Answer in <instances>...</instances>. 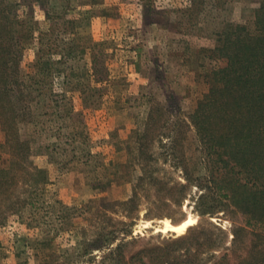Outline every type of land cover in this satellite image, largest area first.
Returning <instances> with one entry per match:
<instances>
[{"label":"rangeland","instance_id":"374dc122","mask_svg":"<svg viewBox=\"0 0 264 264\" xmlns=\"http://www.w3.org/2000/svg\"><path fill=\"white\" fill-rule=\"evenodd\" d=\"M6 2L0 264H141L195 253L198 236L212 243L201 264L247 259L264 228L218 195L223 165L193 118L225 66L220 34L255 32L264 0ZM189 217L184 234L163 230Z\"/></svg>","mask_w":264,"mask_h":264},{"label":"trees","instance_id":"16d2710c","mask_svg":"<svg viewBox=\"0 0 264 264\" xmlns=\"http://www.w3.org/2000/svg\"><path fill=\"white\" fill-rule=\"evenodd\" d=\"M12 7L6 0H0L2 91L7 87L11 56L8 45L12 40L9 31ZM213 54L225 66L213 71L215 85L200 102L194 124L208 157H214L217 166L223 165L217 178L218 195L225 194L239 207L248 217L249 225L264 228V4L256 13L255 32L245 25H229L220 34ZM208 210L203 214L209 213ZM240 232H245V228H237V233ZM254 238V250L238 264H264V233L255 232ZM188 240L180 239L174 244ZM194 241L198 246L195 253L188 249L174 257L171 248L159 253L147 250L137 260L141 264H201L200 251L212 243L201 236Z\"/></svg>","mask_w":264,"mask_h":264},{"label":"bare ground","instance_id":"6f19581e","mask_svg":"<svg viewBox=\"0 0 264 264\" xmlns=\"http://www.w3.org/2000/svg\"><path fill=\"white\" fill-rule=\"evenodd\" d=\"M196 219H194L193 217H189L187 220H185L184 222H182L181 224L175 225L173 223H171L169 220L165 221V225L163 226V230L165 232L171 231L174 232L178 235H182L184 234L187 229L190 226H193L196 223Z\"/></svg>","mask_w":264,"mask_h":264}]
</instances>
